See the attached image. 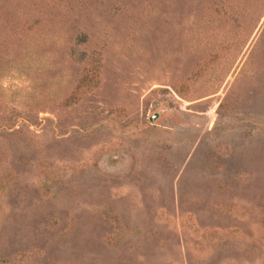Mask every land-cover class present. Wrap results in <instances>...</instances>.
<instances>
[{
    "label": "rangeland",
    "instance_id": "obj_1",
    "mask_svg": "<svg viewBox=\"0 0 264 264\" xmlns=\"http://www.w3.org/2000/svg\"><path fill=\"white\" fill-rule=\"evenodd\" d=\"M0 264H264V0H0Z\"/></svg>",
    "mask_w": 264,
    "mask_h": 264
},
{
    "label": "water",
    "instance_id": "obj_2",
    "mask_svg": "<svg viewBox=\"0 0 264 264\" xmlns=\"http://www.w3.org/2000/svg\"><path fill=\"white\" fill-rule=\"evenodd\" d=\"M156 114H157V113H155V115H156ZM155 115H151L150 118L153 119V118L155 117Z\"/></svg>",
    "mask_w": 264,
    "mask_h": 264
},
{
    "label": "flooded vegetation",
    "instance_id": "obj_3",
    "mask_svg": "<svg viewBox=\"0 0 264 264\" xmlns=\"http://www.w3.org/2000/svg\"><path fill=\"white\" fill-rule=\"evenodd\" d=\"M155 113H157V114H158V112H154L152 115H155ZM157 114H156V115H157ZM156 115H155V116H156Z\"/></svg>",
    "mask_w": 264,
    "mask_h": 264
}]
</instances>
